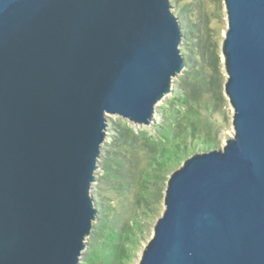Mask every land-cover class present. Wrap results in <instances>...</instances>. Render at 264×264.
<instances>
[{"label":"water","instance_id":"water-1","mask_svg":"<svg viewBox=\"0 0 264 264\" xmlns=\"http://www.w3.org/2000/svg\"><path fill=\"white\" fill-rule=\"evenodd\" d=\"M233 135L168 176L138 264H264V0H222ZM171 0H0V264H79L107 118L185 67Z\"/></svg>","mask_w":264,"mask_h":264},{"label":"trees","instance_id":"trees-1","mask_svg":"<svg viewBox=\"0 0 264 264\" xmlns=\"http://www.w3.org/2000/svg\"><path fill=\"white\" fill-rule=\"evenodd\" d=\"M177 1L185 67L147 130L125 120L108 130L98 166L119 210L96 207L79 264H132L162 213L169 174L190 154L219 147L228 105L220 54L222 0Z\"/></svg>","mask_w":264,"mask_h":264},{"label":"rangeland","instance_id":"rangeland-1","mask_svg":"<svg viewBox=\"0 0 264 264\" xmlns=\"http://www.w3.org/2000/svg\"><path fill=\"white\" fill-rule=\"evenodd\" d=\"M175 1H177V0H171V2L173 4V11L177 12V8H178V4L177 3H178V1L177 2H175ZM219 16H220L219 28H220V31H221V33L223 35V33H224L225 29H226V26H227L226 15H225L223 3H222V9H221V12L219 13ZM173 86H175V83L173 84ZM170 95H171V93L166 95L164 97V99L161 100L157 105L158 106L162 105L170 97ZM226 111H227L226 124L224 126V129L220 131V135H219V146L220 147L225 143V140L227 138H229V137H231L233 135V128H232V125H231L232 110H231L229 104L226 106ZM119 120H125V119H122L121 117L115 116V115L108 116V118H107V124H108L107 134H109L108 130H110V127H112V126L114 127L115 123L117 121H119ZM150 125H148V126L134 125V126L136 128H139V129H146L147 130L150 127ZM107 137H108V135H107ZM102 173H103V171H102L101 168H98L96 170V174H95L96 178H95L94 184L92 186V194H93L94 199H95V206L97 207L98 205H101V208H103V209H104V207H109V206L110 207H114L115 206L116 207V211H118L119 209H118V206H117L116 194L113 191L109 190L107 188V186L104 184V182H102V179L100 178V175H102ZM152 233H153V226L150 228L148 234L145 237V240L142 242V248L144 247L146 242L149 240V238L152 236ZM88 242H89V240L87 238L86 239V247H87V243ZM142 248H141V250H142ZM141 250L138 252V258L132 264H138V259H139V256L141 254Z\"/></svg>","mask_w":264,"mask_h":264}]
</instances>
